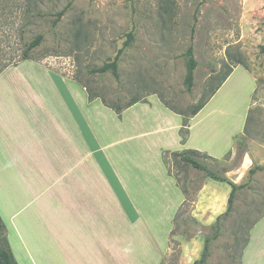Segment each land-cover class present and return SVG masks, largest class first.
I'll return each mask as SVG.
<instances>
[{
  "label": "rangeland",
  "instance_id": "obj_1",
  "mask_svg": "<svg viewBox=\"0 0 264 264\" xmlns=\"http://www.w3.org/2000/svg\"><path fill=\"white\" fill-rule=\"evenodd\" d=\"M129 33L133 39L124 46ZM39 34L43 38L30 51L31 60L83 82L90 95L99 96L98 103L122 106L130 98L140 99L120 115L105 106L102 144L108 145L107 153L118 156L115 171L121 177L128 166L137 175L133 195L157 217L173 209L184 193L161 264H193L207 237L206 264H241L249 231L264 215V0H0V68L21 61L26 45ZM189 47L197 62L191 92L184 85ZM120 49L118 80L110 73H90L112 61ZM235 69L190 123L193 132L210 128L214 151L233 147L219 160L205 155L196 159L242 186L213 238L211 225L227 207L219 190L227 199L230 187L163 153L160 148L169 133L159 111L162 104L189 115L209 99L226 72ZM230 133L238 135L226 140ZM163 173L162 188L170 190L167 207L151 204L156 190L147 185L158 183ZM158 237L161 240L163 233Z\"/></svg>",
  "mask_w": 264,
  "mask_h": 264
},
{
  "label": "crops",
  "instance_id": "obj_2",
  "mask_svg": "<svg viewBox=\"0 0 264 264\" xmlns=\"http://www.w3.org/2000/svg\"><path fill=\"white\" fill-rule=\"evenodd\" d=\"M96 100L89 101L78 82L35 60L0 71V219L17 264H161L168 252L184 193L174 180L182 199L159 217L143 199L137 200L132 188L137 175L128 166L121 177L115 171L118 156L102 144L105 106ZM160 106L169 133L163 153L196 151L219 160L233 149L214 151L209 127L193 132L190 123L202 109L189 118L183 140L182 116ZM236 135L230 133L226 140ZM163 175L147 185L156 190L151 204L167 207L170 190L162 188ZM205 189L206 183L198 196ZM219 193L226 201L225 191ZM241 264H264V215L249 231Z\"/></svg>",
  "mask_w": 264,
  "mask_h": 264
},
{
  "label": "trees",
  "instance_id": "obj_3",
  "mask_svg": "<svg viewBox=\"0 0 264 264\" xmlns=\"http://www.w3.org/2000/svg\"><path fill=\"white\" fill-rule=\"evenodd\" d=\"M61 13L58 15V18L60 17ZM56 21V20H55ZM53 22V25H55L56 22ZM43 36L42 35H37L29 44L26 45L25 50L23 51L22 54V60H27L30 59L29 57V53L31 50H33L34 48H36L40 41L42 40ZM132 33L127 34V40L124 42V46H127L130 41H132ZM121 53V49L117 52V54L115 55L114 59L110 62H106L104 63L101 67L96 68V69H92L90 70V73L92 74H106V73H110L116 80H118V72H117V60L118 57ZM186 57H187V62H186V74L184 77V85L186 86V89L188 92H191L192 88H193V83H194V71L197 67V62L195 61L193 54H192V48L189 47L186 51ZM237 65H241L245 70H248L247 66L241 61H237L236 62ZM6 66L0 68V71L5 68ZM231 70H229L228 72H226V74L224 75L223 79L221 80V83L215 88V90L211 93V96L209 97V99L195 107L192 108V110L190 111L189 115H184L182 112H177L174 111L170 108H168L169 110L173 111L176 114H179L180 116H182L183 118V122H182V129H181V137L184 140L185 137V133H186V127L188 126V119L195 116L205 105L206 103L210 100V98L216 93V91L220 88V86L223 84V82L229 77V75L231 74ZM82 87H84L86 89V85L81 82V81H77ZM87 94H88V99L89 101H92L94 99H97L99 96L98 95H90L88 90L86 89ZM102 103L104 104V106L112 109L113 111L116 112L117 115H120L121 112L129 107H131L132 105L141 102L140 99L138 98H130L124 105L122 106H111L109 103H107L104 100H101ZM240 143H237L238 147L240 146ZM173 156H178L180 161L183 162L185 165H189L191 166L193 169L202 171L204 173V177L206 179L215 181V182H219V183H224L226 185H228L230 187V192L227 198V207H226V211L217 216L215 222L211 225L212 230L214 231V235L213 238L217 237V233H218V228H219V219L222 216L227 215L232 208V204H233V200L235 197V193L237 190H239L242 186L241 185H237L235 183H233L232 181H230L229 179H227L225 176L219 175L217 173H215L214 171L210 170L208 167H206L205 165H203L202 163H200L197 159H196V155L198 156V152L196 151H186V152H181V153H172ZM251 174L253 173V171L250 172ZM172 230L170 233V236H172ZM210 242V238H205L204 239V245H203V249L200 255V258L198 260H195L193 262V264H206L207 258L209 256V247L208 244ZM0 264H17V262L15 261L10 246L8 244V241L4 235V226L3 223L0 219Z\"/></svg>",
  "mask_w": 264,
  "mask_h": 264
}]
</instances>
